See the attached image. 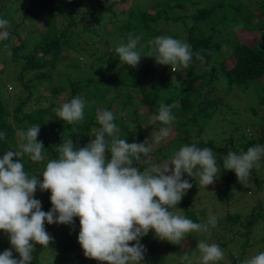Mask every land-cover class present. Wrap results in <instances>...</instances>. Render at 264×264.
Wrapping results in <instances>:
<instances>
[{
  "label": "trees",
  "instance_id": "trees-1",
  "mask_svg": "<svg viewBox=\"0 0 264 264\" xmlns=\"http://www.w3.org/2000/svg\"><path fill=\"white\" fill-rule=\"evenodd\" d=\"M153 1L14 0L26 4L16 19L0 5V59L16 75L17 91L13 108L0 92V264H124V256L137 249L131 245L135 239L149 241L152 252L163 248L161 242L171 243L152 245L168 224L178 222L177 209L191 225L186 238H203L214 247L232 233L222 246L244 239L242 252H230L231 264H248L243 257L248 248L264 244V235L253 237L264 223L261 201L246 223L230 207L211 221L207 209L198 215L190 199L172 198L153 208L164 190L180 192L178 184L197 183L190 178L197 171L185 159L199 158L204 168L220 166L225 179L220 201L226 204L235 195L232 186L243 190L237 168L264 153V0ZM46 15L38 41L16 38L25 22L29 29ZM163 20L176 22L179 31H163L158 22ZM240 29L261 31L260 41L244 43L236 34ZM172 64L184 67L173 72ZM238 90L253 100L246 114L259 115L257 121H241L226 127L230 136L223 129L207 139L210 122L233 104L227 96ZM60 96L65 97L58 101ZM150 123L164 135L155 150L145 148L153 136L145 128ZM172 158L181 160L177 167L164 164ZM142 177L157 182L134 191L131 183L120 182ZM256 182L263 190L264 178ZM124 186L132 194L121 202L111 191ZM16 194L26 202H17ZM30 230L49 239H40L34 249L21 244L12 253L11 246ZM190 243L182 247L194 250ZM176 260L168 263L162 255L155 264H191Z\"/></svg>",
  "mask_w": 264,
  "mask_h": 264
},
{
  "label": "rangeland",
  "instance_id": "rangeland-1",
  "mask_svg": "<svg viewBox=\"0 0 264 264\" xmlns=\"http://www.w3.org/2000/svg\"><path fill=\"white\" fill-rule=\"evenodd\" d=\"M140 4L144 5H153V0H138ZM207 1V0H204ZM123 4H128L123 3ZM0 5L3 7L4 14L7 15L9 18H19L22 17L25 3L19 2L18 4L14 3V0H0ZM123 17V16H122ZM48 19V15L45 16V20L42 23H36L32 28H35L36 31H29V24L28 22H25V28L24 31H20L21 33L16 37L19 40H25L29 39L32 42H36L39 40L40 34L45 32L46 30V21ZM62 19V18H60ZM159 27L163 29V31H168V34L174 33L179 31L176 27V22H166L158 21ZM108 29L111 28V24L107 25ZM175 29L176 31H174ZM184 31V29H183ZM185 32H181L183 35ZM238 39L244 41V43L248 45H254L256 42L260 41V38L262 36V32H252L247 31L246 29H240L238 32L236 31ZM185 41V39L183 40ZM16 45L18 43H15ZM105 49V48H104ZM181 59H184L187 57V54L184 56H181ZM7 59H11V55L7 54ZM5 58V59H6ZM6 59V60H7ZM80 60L84 62V59L80 57ZM8 61V60H7ZM164 61V60H163ZM3 58L0 59V80L1 81V90L0 92L3 94V97L7 99L10 108L15 104L17 97L14 95L16 94L15 86L12 81L15 80L16 75L13 74L12 70H4V64ZM171 69L173 72L179 70V68H183L181 66H178L177 64H172ZM176 69V70H175ZM5 83V85L3 84ZM7 89L5 91V89ZM13 87V90L11 88ZM43 89H45V93L47 95H51V87L48 83H45L43 85ZM9 93L13 94V96L8 97ZM223 96H225V91H223ZM56 97V96H55ZM65 96H60L57 98L58 101H61ZM80 96L76 95L75 99L80 100ZM234 99L233 104H230L229 106H224V110L219 113V116L215 117L209 124L208 129L210 130L208 133H206V138H217L220 136V131L225 129L227 136H230V130L226 129V127L229 126H240L241 121H246L247 123H254L257 121L258 116H255L254 118L250 115H247L246 113H251L250 105L252 102H248V99L243 95L242 90H238L237 93L232 94V96L227 97V99ZM33 103V102H31ZM99 105V104H97ZM143 110H145L144 107H142ZM143 112V111H142ZM232 118V122H228V119ZM151 123L148 125H145V128L149 129L151 131L152 138L149 140V143L145 146V148L150 149L153 148L154 150L157 149V144H160L164 140V135L162 132L157 131L150 127ZM150 127V128H149ZM248 129H250L248 127ZM219 131V132H218ZM217 132V133H216ZM141 147V146H140ZM139 147V151L140 150ZM146 150V149H145ZM12 152V148L9 150V153ZM142 158L145 157V152H142ZM234 155V154H233ZM260 160L258 162H249L247 165H240L237 168L236 174L237 179L241 181L243 190L239 191V189L236 186H232L231 190L235 193L234 197L231 200H228L226 204H223L220 201V197L224 193L225 188V179L223 175L220 172V166L218 164H209L207 168H204L203 163L199 158H191V159H185L189 163V166L192 167L197 171V173H191L190 178L197 181V183H191L187 187H183L181 184L179 185V188L181 191L178 190H164L160 194L157 195L156 202L157 204L153 206V208H157L158 206H163L165 204H169L170 200L172 198H175L177 200H185L190 199L191 200V206L196 210L198 215H200V211L204 208L207 209V212L212 215L211 221H217L218 219L222 218L225 214V210L227 208H231L232 213H238L242 215V221L246 223L247 218L246 215L250 211V209H253L254 206L261 202H264V189L261 190L257 187L256 179L258 176L260 178H264V169H260L262 158L264 157V153L258 154ZM181 162V160L172 158L167 159L164 161V164L173 165L174 167H177V165ZM158 164V163H157ZM159 165H156L157 170H159ZM177 175V174H176ZM120 182L122 184H132L133 191L135 189H144L149 187L153 182L157 181H150L146 177H142L140 179L135 178L133 179V182H128L124 179H120ZM124 186L120 192L117 190L111 191L112 196L121 202H126L128 199L131 198V187L129 188ZM192 189V192H189V190ZM229 194H227L228 197ZM149 197V196H148ZM21 198V197H19ZM19 198H15L17 201H19ZM151 198V197H149ZM22 199V198H21ZM26 199V197H25ZM145 199V198H144ZM147 201V200H146ZM144 202V201H143ZM145 203V202H144ZM3 205V202H1ZM8 204L5 203V206ZM175 218L178 220V222L174 225H169L167 230L162 232V235L160 238L156 237V241L154 244H152L154 247L157 245V242H161L163 239H168L171 243L169 245L162 244V249L160 248L157 252L151 251V243L149 241H143L140 239H135L131 245L135 246L137 249L134 252H129L127 255L124 256L123 262L124 264H155L157 261H161L162 255L167 256L168 263L171 261V258H177L176 261L180 260L184 263V261H189L188 263L191 264H231L232 260L230 258V252L233 251L235 253L242 252V249L240 247V243L244 240L243 238H238L236 242H230L227 246H222L226 240L229 239V237L233 234H229L225 236L226 240H222L221 243L219 242L218 246L214 247L212 246L208 240H205L203 238L198 239L197 237L193 238H186L185 233L188 228L191 225L186 224V219L184 216V211L182 209H177ZM55 223V222H53ZM224 226V225H223ZM52 229H58V225L54 224V226H51ZM167 227H162V229H166ZM223 228V227H222ZM241 231L243 230V227H240ZM236 232L237 228H235ZM31 232V233H30ZM29 233H25L23 235V238L15 245H12L11 250L12 253H18L19 252V246L21 244H27L28 247L34 249L35 245L40 239H49L42 231L38 232L37 234L32 232L30 230ZM170 232V236L168 237V233ZM218 233H224L223 229L217 230ZM51 233H53L51 231ZM175 233L177 234L175 237ZM235 233V232H234ZM182 240H176L174 239L181 238ZM254 239L260 240V238L264 235V223L258 224L254 228ZM215 238V237H214ZM215 241H219L218 239H214ZM186 242H191V246H193L192 251L185 250L182 247V244ZM157 247V246H156ZM155 247V248H156ZM140 249V250H139ZM189 249V248H187ZM191 250V249H190ZM219 250V251H214ZM264 244L255 245L252 247H249L247 250V253L244 254V258L247 260L248 264H256L257 261L260 259L261 261L264 260ZM9 257H13L12 254H9ZM163 264V263H162ZM178 264V263H177Z\"/></svg>",
  "mask_w": 264,
  "mask_h": 264
},
{
  "label": "clouds",
  "instance_id": "clouds-1",
  "mask_svg": "<svg viewBox=\"0 0 264 264\" xmlns=\"http://www.w3.org/2000/svg\"><path fill=\"white\" fill-rule=\"evenodd\" d=\"M232 94H233V93H230L227 97L232 96ZM229 99H230V98H229ZM12 195H13V194H12ZM16 196H17V197H15L16 199L19 198V196H18L17 194H16ZM15 198H14V199H15ZM16 199H15V200H16ZM25 200H26V199H23V200H22L21 198H19V201H17V200H16V201L22 203V202H26Z\"/></svg>",
  "mask_w": 264,
  "mask_h": 264
}]
</instances>
